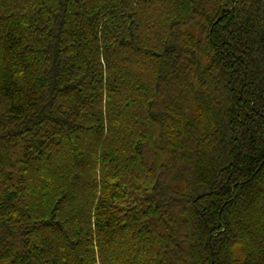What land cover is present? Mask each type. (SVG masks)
I'll use <instances>...</instances> for the list:
<instances>
[{
  "label": "trees",
  "instance_id": "16d2710c",
  "mask_svg": "<svg viewBox=\"0 0 264 264\" xmlns=\"http://www.w3.org/2000/svg\"><path fill=\"white\" fill-rule=\"evenodd\" d=\"M0 264H264V0H0Z\"/></svg>",
  "mask_w": 264,
  "mask_h": 264
}]
</instances>
